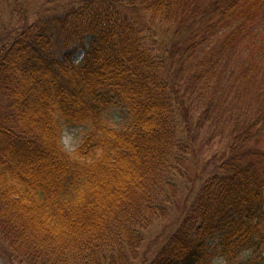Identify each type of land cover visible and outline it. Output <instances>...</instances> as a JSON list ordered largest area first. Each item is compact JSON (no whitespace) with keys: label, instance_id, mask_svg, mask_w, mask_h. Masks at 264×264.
Returning a JSON list of instances; mask_svg holds the SVG:
<instances>
[{"label":"trees","instance_id":"obj_1","mask_svg":"<svg viewBox=\"0 0 264 264\" xmlns=\"http://www.w3.org/2000/svg\"><path fill=\"white\" fill-rule=\"evenodd\" d=\"M17 5L24 24L0 34V238L15 258L130 264L176 207L178 227L150 264H264V59L248 66L235 49L228 118L215 70L264 17V0H46L37 10L0 0V26ZM205 115L233 127L230 146L219 173L181 200ZM65 122L87 127L73 154Z\"/></svg>","mask_w":264,"mask_h":264},{"label":"rangeland","instance_id":"obj_2","mask_svg":"<svg viewBox=\"0 0 264 264\" xmlns=\"http://www.w3.org/2000/svg\"><path fill=\"white\" fill-rule=\"evenodd\" d=\"M46 0H31V6L35 7L36 10L40 8V5ZM58 5V11H60V3ZM56 5L47 7L52 9ZM4 20V23L0 26V34L3 32L5 35L8 34L14 29H19L21 25L24 24V13L21 7L18 5L14 8V17ZM143 22H146L147 25L151 26V31L157 29L156 33H159L160 39H164V34H169L170 29L166 25L165 30L161 31L164 28V25L157 19L153 22L148 19V17H142ZM257 19V20H256ZM256 25L251 33L245 38L244 42L239 43V49L237 47H231L228 45L226 51H223L225 57H220L219 60H230L228 64L224 61V66H220L217 69V73L221 75L222 85L221 88H225V96H223V101L226 102L227 111L225 113V118H228L229 113H232L235 116V77L232 78V74L235 72V49L238 50L236 58L249 59L252 57L253 63L248 64L261 68L262 60L264 59V17L256 18ZM7 23V24H6ZM157 49V48H156ZM163 49L160 45V50ZM220 49V48H219ZM242 49V51H240ZM231 55V58L229 57ZM209 56L207 59H210ZM256 58V59H255ZM81 59V54H77L75 57L76 63H79ZM203 66V65H202ZM213 71V70H212ZM222 73V74H221ZM216 76V75H215ZM222 91V90H221ZM237 94H241L239 91ZM240 99V98H239ZM241 100V99H240ZM185 107H180V109ZM187 108V107H186ZM190 114L194 116H200V110L187 108ZM119 113L112 112L109 115V122L112 124H119L120 119ZM202 117V115H201ZM205 125L200 129L201 133L197 137L196 152L193 153L188 161V173L189 179L183 182L181 185V191L179 199L184 197L192 200V193L195 192L192 188H197L207 183L211 177L219 173L220 166L224 159L217 156L219 153H226L228 148V143L230 144V130L233 127H225V120L220 125L217 126L213 121H208V115H205ZM118 127L120 125H117ZM225 127V130L223 131ZM87 127L71 125L70 123L65 122L63 126L62 133V143L66 151L70 154H73L76 148L80 145L82 138L84 136L85 130ZM260 147L264 150V140L261 142ZM180 217V211L178 208L174 207L170 211V216L168 219L161 220L155 223L146 233L143 245L137 250L136 257L130 260V264H150L155 258L157 253L165 246L169 239V235L172 231L178 227V219ZM0 264H25V262H19L15 258L13 251L8 247L7 243L0 238Z\"/></svg>","mask_w":264,"mask_h":264}]
</instances>
